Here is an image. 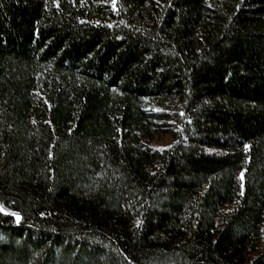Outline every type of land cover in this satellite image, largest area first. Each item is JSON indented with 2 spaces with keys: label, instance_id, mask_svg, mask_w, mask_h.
Returning a JSON list of instances; mask_svg holds the SVG:
<instances>
[{
  "label": "trees",
  "instance_id": "obj_1",
  "mask_svg": "<svg viewBox=\"0 0 264 264\" xmlns=\"http://www.w3.org/2000/svg\"><path fill=\"white\" fill-rule=\"evenodd\" d=\"M0 206V264H264V0H0Z\"/></svg>",
  "mask_w": 264,
  "mask_h": 264
},
{
  "label": "snow or ice",
  "instance_id": "obj_2",
  "mask_svg": "<svg viewBox=\"0 0 264 264\" xmlns=\"http://www.w3.org/2000/svg\"><path fill=\"white\" fill-rule=\"evenodd\" d=\"M242 178H243V173H241V179ZM0 211H5V209L3 208V206H0ZM11 214L14 215V216H16L17 220L20 219L19 216H18V214H16V213H11Z\"/></svg>",
  "mask_w": 264,
  "mask_h": 264
},
{
  "label": "rangeland",
  "instance_id": "obj_3",
  "mask_svg": "<svg viewBox=\"0 0 264 264\" xmlns=\"http://www.w3.org/2000/svg\"><path fill=\"white\" fill-rule=\"evenodd\" d=\"M264 234V233H263Z\"/></svg>",
  "mask_w": 264,
  "mask_h": 264
}]
</instances>
